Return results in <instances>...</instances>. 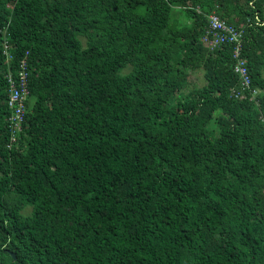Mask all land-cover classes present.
Segmentation results:
<instances>
[{
    "label": "trees",
    "instance_id": "1",
    "mask_svg": "<svg viewBox=\"0 0 264 264\" xmlns=\"http://www.w3.org/2000/svg\"><path fill=\"white\" fill-rule=\"evenodd\" d=\"M0 264H264V0H0Z\"/></svg>",
    "mask_w": 264,
    "mask_h": 264
},
{
    "label": "built area",
    "instance_id": "2",
    "mask_svg": "<svg viewBox=\"0 0 264 264\" xmlns=\"http://www.w3.org/2000/svg\"><path fill=\"white\" fill-rule=\"evenodd\" d=\"M206 17L208 26L202 38V43L209 48H216L221 45L233 47V58L235 60L233 70L239 78V85L231 90V96L238 100L250 98L258 105L256 96L259 90L251 88V77L247 69L246 60L242 57V30L227 24L214 11ZM3 49L7 61H10L11 56L8 54L9 45L7 42L3 43ZM27 66L25 57L20 61L16 75L13 76L11 73L7 75L9 84L8 106L11 109L8 122L12 142L15 141L16 134L20 132L25 119V104L29 96L27 86L29 71Z\"/></svg>",
    "mask_w": 264,
    "mask_h": 264
},
{
    "label": "rangeland",
    "instance_id": "3",
    "mask_svg": "<svg viewBox=\"0 0 264 264\" xmlns=\"http://www.w3.org/2000/svg\"><path fill=\"white\" fill-rule=\"evenodd\" d=\"M191 80L194 87L201 86L204 82L202 71H195L191 73Z\"/></svg>",
    "mask_w": 264,
    "mask_h": 264
},
{
    "label": "water",
    "instance_id": "4",
    "mask_svg": "<svg viewBox=\"0 0 264 264\" xmlns=\"http://www.w3.org/2000/svg\"><path fill=\"white\" fill-rule=\"evenodd\" d=\"M12 257L15 259V255L14 254H12Z\"/></svg>",
    "mask_w": 264,
    "mask_h": 264
}]
</instances>
